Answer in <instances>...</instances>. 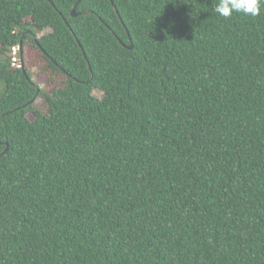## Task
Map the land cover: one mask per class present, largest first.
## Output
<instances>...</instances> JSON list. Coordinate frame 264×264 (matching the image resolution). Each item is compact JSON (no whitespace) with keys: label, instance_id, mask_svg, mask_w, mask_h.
Returning a JSON list of instances; mask_svg holds the SVG:
<instances>
[{"label":"trees","instance_id":"16d2710c","mask_svg":"<svg viewBox=\"0 0 264 264\" xmlns=\"http://www.w3.org/2000/svg\"><path fill=\"white\" fill-rule=\"evenodd\" d=\"M113 2L0 0V264H264V8Z\"/></svg>","mask_w":264,"mask_h":264},{"label":"clouds","instance_id":"9594fccd","mask_svg":"<svg viewBox=\"0 0 264 264\" xmlns=\"http://www.w3.org/2000/svg\"><path fill=\"white\" fill-rule=\"evenodd\" d=\"M264 8V0H213L214 12L223 18H230L234 13L257 17Z\"/></svg>","mask_w":264,"mask_h":264},{"label":"water","instance_id":"95a60500","mask_svg":"<svg viewBox=\"0 0 264 264\" xmlns=\"http://www.w3.org/2000/svg\"><path fill=\"white\" fill-rule=\"evenodd\" d=\"M112 1V3L114 4V2H113V0H111ZM114 7H115V9H116V6L114 5ZM116 12L118 13V11H117V9H116ZM73 17H76L77 16V14H76V6H75V8H74V10H73ZM118 15H119V13H118ZM128 35L130 36V34H129V32H128ZM80 44V46H81V43H79ZM133 45H131V46H129V49H133ZM19 50H20V53H21V55L23 56V52H22V46L20 45V47H19ZM83 52H84V50H83ZM85 54V53H84ZM86 56V55H85Z\"/></svg>","mask_w":264,"mask_h":264},{"label":"rangeland","instance_id":"374dc122","mask_svg":"<svg viewBox=\"0 0 264 264\" xmlns=\"http://www.w3.org/2000/svg\"><path fill=\"white\" fill-rule=\"evenodd\" d=\"M18 63H19V56L17 54V56H16V64H18ZM34 72L37 73L38 70L35 69ZM95 94H96L97 97H102V92H100V91H96Z\"/></svg>","mask_w":264,"mask_h":264},{"label":"built area","instance_id":"2783aa9c","mask_svg":"<svg viewBox=\"0 0 264 264\" xmlns=\"http://www.w3.org/2000/svg\"><path fill=\"white\" fill-rule=\"evenodd\" d=\"M18 54V48H14V55ZM14 60L16 61V58H14Z\"/></svg>","mask_w":264,"mask_h":264}]
</instances>
